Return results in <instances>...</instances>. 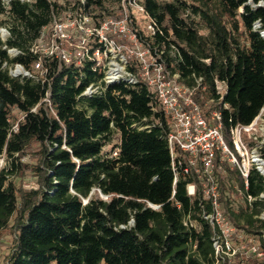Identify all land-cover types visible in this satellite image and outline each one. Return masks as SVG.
<instances>
[{"label":"trees","instance_id":"1","mask_svg":"<svg viewBox=\"0 0 264 264\" xmlns=\"http://www.w3.org/2000/svg\"><path fill=\"white\" fill-rule=\"evenodd\" d=\"M139 3L154 32L140 29L131 6L125 17L122 0H0V27L9 32L0 40V157L12 162L0 170V232L14 235L4 264H228L214 246L219 230L205 218L214 207L202 164L192 165L178 146L172 157L171 117L142 78L139 60L128 59L137 84L82 97L102 71L88 59L79 66L55 56H43L37 70L42 53L34 45L68 12H88V25L99 29L127 18L168 78L178 75L195 89L209 122L221 114L226 144L241 162L232 129L251 125L264 109V0ZM89 46L101 47L97 36ZM14 65L32 77H12ZM15 110L23 116L18 123ZM242 138L249 148L256 143L247 133ZM35 146L37 164H24ZM259 154L264 161V144ZM28 171L37 188L11 180ZM214 176L221 209L238 232L258 238L262 256L254 264H264V174L252 165L246 179L218 151ZM232 196L243 204L236 208Z\"/></svg>","mask_w":264,"mask_h":264},{"label":"built area","instance_id":"2","mask_svg":"<svg viewBox=\"0 0 264 264\" xmlns=\"http://www.w3.org/2000/svg\"><path fill=\"white\" fill-rule=\"evenodd\" d=\"M126 4L139 9L141 12H145L139 0H122V5L125 6ZM90 20L91 17L88 12H83L74 20L75 24H73L81 29L84 35L75 44L70 43L73 47L71 50L63 48V44L61 43L62 41H68L70 38L67 34L66 24L62 21L55 20L53 35L56 36V40L52 39L47 44L46 49L42 47L40 43L45 40L47 34V31H45L39 42L34 45V50L42 53L36 63V69L42 70L43 56H55L61 58L67 64L72 63L76 59L77 65L79 66L82 65V61L85 59L90 60L92 62V69L96 72L101 70L103 75L84 91L81 95L82 97H92L101 94L107 88L121 83L137 84L139 82L138 77L128 71V60L126 57L123 55L124 57L120 60L112 59V51L115 48L119 51L121 49L106 34L110 25L117 27L121 33L126 32V20L115 24L107 22L100 29L90 27L88 25ZM154 26L150 22L148 27L154 32ZM93 36L98 37L101 47L91 51L89 43ZM134 38H136L135 35ZM153 65L155 67L154 77L152 79L150 78V69H147L145 76L150 81L148 83L157 92L165 112L170 115L172 120V128L167 137L168 143L172 147V157L175 156L173 146H178L183 152L190 155V163L192 165H196L199 161L201 162L203 171L208 178L206 195L212 201L214 207V212L206 215L205 218L219 230V235H216L214 239V246L217 254L219 246H222L223 249L230 250L228 238L233 235L235 229L220 207L219 192L214 176L216 155L218 151H222L232 163L239 167L242 175L246 179L249 176L252 165H255L258 170L264 171V161L256 151L253 152L252 165H247L244 161V158L252 152V148H249L243 141L242 136L244 133L249 134L250 137H254L255 140L261 139L260 148L264 144V137H262L264 136L263 129H261L263 132H261L262 135L260 138L253 133L255 127L258 125L257 121L259 117L249 126H237L232 129L235 148L242 159L240 162L235 153L226 144L222 131L221 114L218 111L213 112L211 114V121L217 123H210L204 116L202 108L194 99L195 89L180 83L178 81V75L172 79L168 78L162 64L156 62ZM17 69L23 68L19 66ZM219 90L221 91L220 85ZM173 168L175 171L177 170V166L174 163ZM188 172L189 169L184 168V173L186 174ZM177 179L176 176L175 183ZM191 189L192 191L190 192L189 190ZM188 191L190 195H193L195 193V187L189 186ZM262 196L264 197V195ZM188 224L189 222H186V225ZM259 255L262 256L261 253Z\"/></svg>","mask_w":264,"mask_h":264},{"label":"rangeland","instance_id":"3","mask_svg":"<svg viewBox=\"0 0 264 264\" xmlns=\"http://www.w3.org/2000/svg\"><path fill=\"white\" fill-rule=\"evenodd\" d=\"M4 1L9 2V0H4ZM159 1H169V0H159ZM128 6L129 5L127 4L123 6V10H124L123 12H124L125 17L128 14ZM131 8H132V12L137 20V24L140 27V29L146 30L147 28L148 30H150L148 27L150 24L148 17H146L141 11H139V9L135 7H131ZM75 18H78V17H75L72 12H68L66 19L64 20L60 19L62 22L66 24L67 34L70 36L68 41L61 42L62 44H66V46L63 45V48H66L67 50L68 49L71 50L73 48L70 43L75 44L77 40H79L80 37L84 35V32L81 29H79L76 25H74ZM124 20H126V23H125V26H126L125 28L127 30L126 32L124 33L119 32L118 28L115 27L114 25H110L109 29L106 31V34L108 36L110 34L116 35L118 39L121 40V42L118 43L117 41L112 39L116 43V45L121 49L119 51L117 48H115V50L112 51V57H113L112 59L120 60L124 56L126 57L127 60L136 58L137 60H139L140 64L142 65V72H141L142 78L146 80L147 82H150L149 79L146 78L145 74L147 72V69H150V73H149L150 78L152 79L154 77L155 67L153 64L157 62L156 58L151 55L148 49L144 48V46L138 41L137 37L134 38L135 34L132 32L131 28L129 27L127 18H124L121 21H115V20L110 19L109 22H112L113 24H115L117 22L119 23L123 22ZM47 32L48 33L46 34L45 40L42 43H40L42 47H44L45 49L47 48V44L50 43L52 39L56 40V36L53 35V26L47 29ZM8 36H9L8 30L4 27H0V40L6 41ZM9 52L12 58H15L19 54L14 49H11ZM19 66L20 65H14V66L8 67L9 73L12 77L18 78L21 80H23L24 78L32 77V74L25 69L24 70L22 69L24 71L23 74L17 75L16 71ZM25 71L27 73H25ZM220 88H221V92L225 91V87L223 85H220ZM13 113L16 116L17 123L23 119V116L16 110ZM257 123L258 125L255 127V131L253 133L258 138H260L262 135L261 132L264 131V109L262 113L260 114ZM16 127H17V124L15 125V128ZM261 129H263V131H261ZM252 138L254 139V137ZM260 140L261 139L255 140L256 143L252 147V152H250V154L244 158V161L247 165L253 164L252 162L253 152L256 151L257 153H259V149H260L259 146L261 145ZM119 142H120V136L116 134L113 144H119ZM111 148L112 146H107L105 148V151L109 152ZM37 150L38 148L37 146H35L34 149H32L25 157L21 159V161L24 164H29L31 166L37 164V159H38L36 155ZM11 166H12V162L10 159L6 158L5 156L0 157V170L4 168H11ZM11 180H13L18 186L22 184L27 189L37 188V178L31 173V171L24 173L23 176L17 175L16 177H11ZM189 191L191 192L192 189ZM232 199H234L235 201L236 208H238L239 206H241V204H243L241 196H232ZM263 218H264V214H263ZM12 225H13V220L10 223V226ZM234 229H235V232L233 233L231 237L228 238L231 249L230 250L223 249L222 246H219L218 255L221 257L225 256L226 260L228 261V264H254L256 256L261 258V256L258 253L259 252L258 248L260 245L258 238L255 236L246 234L244 232H238L235 227ZM13 239H14V235L10 228L5 229L0 232V264L5 263V259L10 253Z\"/></svg>","mask_w":264,"mask_h":264},{"label":"bare ground","instance_id":"4","mask_svg":"<svg viewBox=\"0 0 264 264\" xmlns=\"http://www.w3.org/2000/svg\"><path fill=\"white\" fill-rule=\"evenodd\" d=\"M263 34H264V32H263ZM23 73H24V71L22 69H17V71H16L17 75H20V74H23Z\"/></svg>","mask_w":264,"mask_h":264},{"label":"water","instance_id":"5","mask_svg":"<svg viewBox=\"0 0 264 264\" xmlns=\"http://www.w3.org/2000/svg\"><path fill=\"white\" fill-rule=\"evenodd\" d=\"M262 36L264 37V34H263V32H262ZM22 67V66H21ZM23 68V67H22ZM24 69V68H23ZM26 72V71H25ZM263 174H264V171H261Z\"/></svg>","mask_w":264,"mask_h":264}]
</instances>
